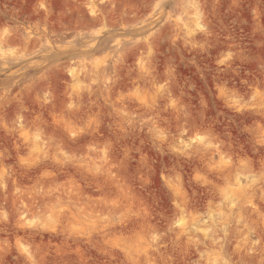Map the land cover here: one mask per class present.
<instances>
[{"label":"rangeland","instance_id":"374dc122","mask_svg":"<svg viewBox=\"0 0 264 264\" xmlns=\"http://www.w3.org/2000/svg\"><path fill=\"white\" fill-rule=\"evenodd\" d=\"M0 41V264H264L263 212L219 224L264 177V0H0Z\"/></svg>","mask_w":264,"mask_h":264},{"label":"bare ground","instance_id":"6f19581e","mask_svg":"<svg viewBox=\"0 0 264 264\" xmlns=\"http://www.w3.org/2000/svg\"><path fill=\"white\" fill-rule=\"evenodd\" d=\"M191 1V0H190ZM189 3V2H188ZM195 10V9H194ZM195 11H197V10H195ZM189 14V13H188ZM193 14V13H192ZM196 14H197V12H196ZM195 15V14H194ZM196 18V17H195ZM191 19V18H190ZM193 20V19H192ZM186 24V23H185ZM184 24V25H185ZM186 27V26H185ZM186 30V29H185ZM1 41H0V48H1ZM2 49V48H1ZM0 49V50H1ZM10 57V56H9ZM112 84V83H111ZM107 88V87H106ZM103 89V88H102ZM264 102L262 101L261 102V104H263ZM261 113H262V115L264 116V109L262 108V111H261ZM225 159V158H224ZM220 163H222V165L224 166V167H226L227 166V162H220ZM250 171H252V172H254V170H250ZM230 191V190H229ZM223 199H224V206H223V209H224V213L223 212H221L220 213V216H221V214L223 213V215L221 216L222 218H224L223 220H222V218H221V221H223V222H220L219 224L221 225V226H224V229L223 230H225V226H227V224L225 223L226 222V220H229L230 219V217L231 216H235V217H237V218H242V219H244V220H249V219H251V218H253V217H251L252 216V214H254V213H258V214H261L262 212L264 213V208L263 207H261L260 206V204L257 202V197H259L260 199H263L264 198V177H260V178H253V176L251 177V179H245L244 181H241V180H237L236 181V184H235V187H234V189L232 188V190L230 191V192H227V193H225L223 196ZM220 199V198H219ZM222 199V198H221ZM222 209V208H221ZM222 209V210H223ZM224 216V217H223ZM200 220V219H199ZM204 221V220H203ZM216 220L214 219V221L213 222H215ZM218 221V220H217ZM216 221V222H217ZM183 223L184 222H182V223H180L179 224V229L177 230L178 231V233H182L183 231L185 232V228L186 227H184V225H183ZM200 223H202V221L200 222ZM204 223V222H203ZM206 223V222H205ZM197 224H199V221H198V223ZM205 225V224H204ZM208 225V223H206V226ZM210 225V224H209ZM208 225V226H209ZM203 226V225H202ZM202 226H200V227H202ZM205 228V227H204ZM206 228H208V227H206ZM205 228V229H206ZM230 228H232V227H230ZM197 229V228H196ZM227 229V228H226ZM234 229V228H233ZM198 230V229H197ZM222 230V231H223ZM228 230V229H227ZM186 231H187V229H186ZM226 231V230H225ZM230 231H232V232H230V236H228V237H230L231 239H233V237H231L232 236V234H233V232L235 231H233V230H231L230 229ZM189 232V231H188ZM202 232H203V230H202ZM204 232H205V230H204ZM204 232H203V234H204ZM207 232V231H206ZM210 232V231H209ZM235 232H237V231H235ZM190 233V232H189ZM208 233V232H207ZM223 233H225V232H223ZM222 233V234H223ZM226 233H227V231H226ZM237 233H239V232H237ZM191 234V233H190ZM189 234V235H190ZM209 234V233H208ZM208 234H205V235H207L208 236ZM210 234H212V233H210ZM209 234V240L210 241H208L209 243L208 244H206L207 243V240H208V237L207 236H205V237H207L206 238V241L204 242L205 244L204 245H207V248L205 247L204 248V246L203 247H197L198 249L197 250H199V251H197L198 252V255L197 256H199V252L200 251H202L203 249H205V250H207V249H209L210 248V250H208V252L209 251H211L212 249L214 250L215 248H217V247H220L219 246V244H221V243H219L217 240H219V239H217L218 237H220V235H221V238H222V234H220L218 237L216 236V235H210ZM236 234V233H235ZM235 234H233V235H235ZM241 234V233H240ZM188 235V236H189ZM193 235V234H192ZM200 235V234H199ZM227 235V234H226ZM237 235V234H236ZM201 236V235H200ZM195 237V236H194ZM203 237V236H202ZM227 237V236H226ZM227 237V238H228ZM239 237H240V235H239ZM238 237V238H239ZM196 238V237H195ZM204 238V237H203ZM194 239V238H193ZM201 239V238H200ZM199 239V240H200ZM224 239H226V238H224L223 237V240ZM230 239V240H231ZM233 240H235V238L233 239ZM232 240V241H233ZM239 240H240V238H239ZM244 240V239H243ZM195 241H197L198 242V239H196ZM203 241V240H202ZM226 241H229V239L227 240L226 239ZM232 241L230 242V243H232ZM200 242V241H199ZM218 242V243H217ZM243 242H245V241H243ZM229 243V244H230ZM234 243H235V241H234ZM238 244V243H237ZM246 244V243H245ZM236 245V244H235ZM240 245H242V243H240ZM247 245V244H246ZM245 245V246H246ZM232 246V244L230 245V247ZM250 246V245H249ZM248 246V247H249ZM251 247V246H250ZM221 248V247H220ZM238 248V247H237ZM241 249L243 248V247H240ZM239 248V249H240ZM231 249H233V248H231ZM233 251H234V249H233ZM240 251V250H239ZM242 251H245V250H242ZM242 251H240L241 253H242ZM235 252V251H234ZM233 252V253H234ZM246 252V251H245ZM204 253V252H203ZM238 251H237V255H238ZM240 253V254H241ZM208 254V253H207ZM247 254V253H246ZM204 255H206V254H204ZM211 255V254H210ZM242 255V254H241ZM195 256V257H194ZM192 255V258L194 257L195 259H196V261L198 260V258H199V260H200V256H202L201 254H200V256L198 257V258H196L197 256L196 255ZM209 256V255H208ZM211 257V256H210ZM203 258V257H202ZM204 260H206V259H204ZM207 260H209V259H207ZM211 261L212 260H210V263H211ZM216 261V260H215ZM201 262V261H200ZM200 262H199V264H200ZM213 262V261H212ZM206 263H208V262H206ZM205 263V264H206ZM209 263V264H210ZM216 264H218V263H216Z\"/></svg>","mask_w":264,"mask_h":264}]
</instances>
